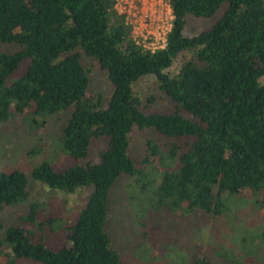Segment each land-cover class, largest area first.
I'll return each instance as SVG.
<instances>
[{
  "label": "trees",
  "instance_id": "obj_1",
  "mask_svg": "<svg viewBox=\"0 0 264 264\" xmlns=\"http://www.w3.org/2000/svg\"><path fill=\"white\" fill-rule=\"evenodd\" d=\"M168 1L172 26L153 51L135 39L117 0H0V126L21 119L33 132L55 122L72 162L62 171L47 161L30 168L40 147L0 172V264H123L105 229L110 192L123 175L158 184L149 194L142 187L160 212H151V224L163 212L170 227L176 214L217 220L246 201V191L251 207L236 231L247 222L249 234L256 210L264 222V0ZM190 17L213 23L189 37ZM85 58L108 74V100L89 96ZM145 77L168 99V112L144 109L134 86ZM135 130L166 142L147 141L143 167L129 155ZM96 140L104 145L94 158ZM144 166L151 167L147 180ZM33 183L67 194L88 189V200L61 229L55 211L30 203ZM26 202L29 214L12 221V208ZM246 237H235L234 246H192L185 264H241ZM155 261L175 263L165 254Z\"/></svg>",
  "mask_w": 264,
  "mask_h": 264
},
{
  "label": "rangeland",
  "instance_id": "obj_2",
  "mask_svg": "<svg viewBox=\"0 0 264 264\" xmlns=\"http://www.w3.org/2000/svg\"><path fill=\"white\" fill-rule=\"evenodd\" d=\"M116 7L121 14L127 15L133 26V36L138 42L143 43L147 49L153 51L164 46L166 35L171 29L173 20L168 0H117ZM187 22L185 33L190 37L209 28L213 20L190 17ZM15 49L16 47L13 48L14 51ZM84 65L90 74L89 96H103L105 100H108L113 91L108 74L92 59L85 58ZM134 92L142 100L144 109L150 112L169 111L168 99L159 93L154 78H142L135 84ZM149 99H151V103ZM55 117L58 116L55 115ZM60 129L59 124L51 122L47 127L31 132L21 119H15L0 126V172L8 167L19 165L25 156L40 147H42L41 150L30 157V168L45 161L49 162L57 171L69 167L72 162L65 161L66 154L59 141ZM99 140H104L106 143L104 138ZM99 140L93 143L94 149L91 154L94 158L98 156L104 145ZM149 140L159 142L165 139L152 130H135L131 135L129 155L138 167H143L141 165L146 158V144ZM163 143L166 144L165 141ZM78 162L83 165L88 162V159ZM145 168L148 171L147 180L151 173V167ZM162 169L160 167L159 170L162 172ZM125 176L123 175L111 189L110 200L111 202L115 200V203L109 212V221L105 228L111 239V246L119 253L123 264H160L155 260L156 257L160 260L162 254L174 259V264H185L189 255L187 249L190 250V247L200 244L204 249L218 248L219 240L230 241L229 244L234 246L233 244L237 243L234 238L242 237V235H247V237L246 244H241L239 253L241 264H264V222H258L262 218L261 212L256 210L248 215L249 222H257L253 224V229L248 230L249 234H246L247 229H249L247 222L246 227L241 232L236 231L239 230V227L242 229L245 221L243 212L251 207V202H247L250 199L248 195L251 191L243 193L246 201H239V203L230 206L234 209L229 208L226 214L217 220L199 212L190 216L188 214L185 218L176 214L170 227V219L163 216L164 212L154 224H151V212H160L153 209L150 200H146L150 198L149 192L153 188L156 190L158 184H136L134 179ZM144 185L148 187V192H146L148 194L143 192L142 187ZM88 196V189L67 194L52 190L42 184L33 183L30 203L39 202L47 205L46 208L52 212L55 211L63 221V223H59L62 229L70 223L71 219H75L80 209L87 202ZM29 208L30 205L27 202L24 203V206L19 205L12 208L15 209L12 213L14 216L12 221L18 220L23 213L24 215L20 219L27 216ZM139 209L143 210L140 214H138ZM7 214H5L4 219L9 224L11 218ZM61 234L64 235V232L60 231ZM235 252L236 249L233 247L232 254ZM217 258L220 257L217 256ZM217 258L214 261L216 263L218 262Z\"/></svg>",
  "mask_w": 264,
  "mask_h": 264
}]
</instances>
